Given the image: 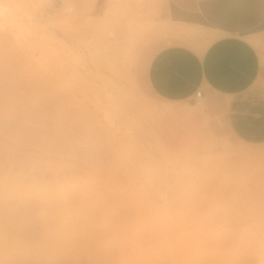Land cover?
<instances>
[{
	"label": "rangeland",
	"instance_id": "374dc122",
	"mask_svg": "<svg viewBox=\"0 0 264 264\" xmlns=\"http://www.w3.org/2000/svg\"><path fill=\"white\" fill-rule=\"evenodd\" d=\"M25 1L22 0L21 3L27 5L26 11L29 8L33 11H27L33 19L56 17L49 24V29L56 38L46 40L50 43L48 52L37 51L32 57L20 51L16 56L18 60H24V54L29 56L33 62L30 64L32 67L35 66V60H39L38 68L32 71L38 73L40 81L41 121L45 143L40 147L22 145L30 152L34 150L32 158L11 159L8 152L0 150V219L4 221L0 222V234L3 236V239L0 237V264L8 263L11 258L7 253L9 245L5 244L8 241H20L27 247H33L46 242L44 233L48 231L62 233V230L68 228L67 224H70L69 227L73 224L76 226L77 222L78 227L83 222L86 225L87 218L89 219V214H84L86 211L81 212L83 215L79 210L74 211L79 212L81 218L78 214L76 218L71 212L73 214L70 219L59 212L62 204L66 206L72 203L73 211L81 205L78 203L83 204V201L100 194L101 202L104 196L110 202V209L114 204L111 209L112 220H115L113 226H119L116 221L121 218L128 220L132 217L133 220L138 199L134 189L141 184L144 190L147 188L145 194L154 201L164 203L169 200L171 251L181 244L179 229L182 230L183 226L185 234L201 235L206 228L213 230L224 226H231L239 233L247 231L255 234L252 222L256 220L264 223V142L247 143L232 139L225 131L222 134L214 132L211 128L212 121L223 125L220 114H210L200 106L196 109L202 113L205 135L199 145L187 150H173L160 134L162 114L172 104L169 105L151 92L145 83L144 70L147 57L164 45L173 34L159 28L166 22L165 0H62L63 5L61 0H41L43 3L39 0V3L36 0ZM32 2L38 3L34 9ZM53 9L57 11L49 12ZM102 11L105 14L100 16ZM54 12L56 13L53 14ZM21 17L26 20L25 15ZM102 18L103 23L99 27L97 22ZM146 19H154V22L157 20L158 25L153 23V26L142 25L139 28ZM108 29L113 31L115 42L109 41V46L105 47L103 35L108 34ZM60 41L75 47L73 53L75 52L76 58L73 61L67 60L68 51L60 45ZM129 43L131 59L124 63ZM71 64L76 69L73 77L70 76ZM84 75L88 76V80L82 77ZM118 96L122 99L127 97L133 103L130 107L133 122L124 125L120 123L122 117L117 113L106 114V101L111 102ZM70 118L73 120L72 124L69 122ZM114 137L123 139L125 145L122 147L119 144L118 150L112 149V152L122 154L126 147L129 150L125 153V161L136 170L135 177L132 178L134 182L132 179L129 181L124 178V181L110 176L115 168V160L112 158L99 161V165L95 167V162L86 153L71 147L101 148ZM2 140L6 139L3 137ZM180 160L192 162L193 166L198 167L197 171L195 168L196 172L193 174L186 173L181 177L179 167L174 165ZM180 177L182 179L179 182ZM57 184H65L67 188L65 185L63 189L59 188L60 185L56 188ZM127 184L129 188L126 187ZM58 189L65 193L62 191L61 196ZM114 197L116 203H119H112L115 201ZM118 204H121L119 208ZM61 216L65 218L62 219ZM75 218L77 221L73 220ZM70 221L74 222L71 224ZM5 224L10 226L9 230ZM251 236L249 235V239ZM254 239H243V244L239 241L233 245L231 257L235 258L234 263L264 264V239ZM202 242L200 238L194 240L195 246ZM257 242H262V248L257 247ZM253 245L259 252L255 249L253 251ZM245 246L246 253L254 252L249 253L251 259L245 257L246 254L241 255L242 252L239 258V254L236 255ZM173 256L176 264H189L180 256ZM23 257L30 258V254L25 253ZM21 264H86V257L80 254L54 263L50 255L46 254L40 261Z\"/></svg>",
	"mask_w": 264,
	"mask_h": 264
},
{
	"label": "bare ground",
	"instance_id": "6f19581e",
	"mask_svg": "<svg viewBox=\"0 0 264 264\" xmlns=\"http://www.w3.org/2000/svg\"><path fill=\"white\" fill-rule=\"evenodd\" d=\"M21 1L22 0H0V150H2L5 153L8 152L7 154L9 155V157H11V159L22 158V157L32 158L34 157L33 156L34 150L30 152L28 151L27 148L24 149L22 145H26V147L35 146V145L40 147L45 143L43 138L42 121H41L42 95L40 90V81H39L38 73L32 71L33 69L36 70L38 68L39 60L36 59L35 66L32 67L30 66V64L33 62L30 60L29 56H25L24 54L23 59L25 61L18 60L16 57L17 53L21 51L28 55H32V57H34L37 51H39L40 53L48 52L50 43L47 42L46 40L56 38L53 32L49 29L50 21L56 19V17L55 18L50 17L49 19H33L34 17L32 18V16H30L31 14L27 13V11L29 12H33V11L30 10V8L27 9L26 11L27 5L24 6L25 5L24 2H23L24 5H22ZM36 1L38 2V0ZM51 1L52 0H49V2ZM38 3L34 4L32 2V6H33L32 9H34V6L35 5L37 6ZM62 5H63V1H62ZM42 6L44 7L43 4ZM62 7L64 10L65 4ZM37 9H39V7ZM53 11H57V10L53 9L50 10L49 12H53ZM55 13L56 12H54L53 14ZM66 14L68 15V12ZM104 14L105 11L104 12L102 11L100 16H103ZM22 15L26 16V20L22 19L21 17ZM102 23H103V18L97 22V25L101 27ZM153 23L155 25H158L157 20L156 22H154V19L152 20L146 19L144 24L139 25V28L140 26L142 28V25L143 26L147 25L148 27L153 26L154 25ZM159 28L167 32H175V31H183V30L197 31L191 29L192 26L191 28H189L187 26L175 24L169 20H166V22L163 25L161 24ZM261 37H254L253 39H251V42L258 48H264V38ZM103 38H105L104 39L105 47L109 46V41L115 42V40L113 39V31L111 29H108V34L103 35ZM60 45H62L68 51L67 60L73 61L76 58V55L74 54L75 52L73 53L74 51L73 48L75 47L74 46L72 47L70 46V44L68 45L67 43L65 42L63 43L61 41H60ZM52 48L53 50H55L54 47ZM130 52H131V43L128 44V47L125 50V55L123 58L124 63L128 62L131 59ZM71 68L72 70L70 76L73 77L74 75L73 71L76 72L75 71L76 69L73 66V64H71ZM82 77H84L85 80H88L87 75H84ZM136 91L137 93L139 92L137 89ZM106 92L107 91H105V94ZM119 94L123 95L121 92H119ZM106 102H108L106 103L107 106L104 107L106 114H110L111 112L117 113V115L122 117L120 123L124 125L127 122L129 123L133 122L134 116H132L130 113V111L132 110L130 107L131 104L133 103L127 97L125 99H122L118 96L116 98H113L111 102L109 101ZM69 122L71 124L73 123L72 118L69 119ZM3 137L6 140H2ZM122 140L114 137L113 139L109 140L107 145L101 146V148L99 147L96 149L95 148L84 149L82 146L80 147H76L73 145L70 146L74 147L76 151L86 153V156L90 160H92V162H95L94 165L95 167L99 165V161L101 160L102 161H108L112 159L115 160L114 161L115 164L113 163L115 168L110 174V176L123 179L124 181H125L124 178H127V180L131 181L130 179L135 177L136 170L131 166H129L125 161V153L129 152L128 148L127 147L123 148L125 149L123 150L124 152L120 151L123 152L124 154L123 153L115 154L114 152H112V149H117L119 144L122 147L125 145L124 142H122ZM131 151L132 150H130V152ZM174 165H177L179 167V173L181 177L184 176L186 173L193 174L194 172L197 171L198 168L195 167L196 165L193 166L192 162H187L185 160L177 161L176 163H174ZM152 173L153 172H151L150 174L152 175ZM178 175H177V180H178ZM181 177L179 182L182 179ZM132 181L134 182L133 179ZM59 185L57 184L56 188ZM64 185L62 186L61 184L59 188L63 189L66 186ZM140 186H138L137 188L135 187L134 189V191L137 192L136 195H138L137 197L138 199L136 201V204L134 202L136 206V213L134 215L133 220L132 217L130 218L132 221H128L130 219L125 220L123 218L119 220L116 219L118 220L116 222H118L119 224V226L117 227L113 226L114 225L113 221L115 220H112L113 217H111V212H112L111 209L114 207V204L110 209L111 204L108 200H106L104 195H103L104 196L103 199L105 201L103 200L101 202L100 199H102L101 198L102 195L100 194L95 195L97 196L96 198L92 196L93 199H91L90 197L87 200L86 198L85 200L87 201H83V204L78 203L81 205L78 206L79 207L78 209L75 210L73 209V211L71 208L72 203L71 204L68 203L70 199L67 200L66 198L68 202L67 201L65 202H67L70 205L65 206L64 204H62V207L60 205L59 212L60 211L62 212L61 215L65 214L71 219V216L74 213V211L77 212L79 210L80 213L86 211L84 212V214L85 213L89 214V219L87 218V222L85 223L86 225H83L84 224L83 222V224H80L81 226L78 227L77 225L78 222H77L76 226H74L73 224V226L69 227L68 225L70 224L66 223L67 224L66 227L68 228L62 230V233L57 231L54 232V231L46 230L48 231L47 233H44L45 234L44 238L46 242L33 247H27L20 241L14 243L8 241L5 244L7 246L9 245L10 250H8L7 253L11 258L9 259L10 262L7 261L8 263L6 264H21V263H31L33 261H40L44 259V255L46 254L50 255L51 261L54 263H58L67 257H73L80 254H84L86 257V264H176V261L174 259L175 256L173 255L180 256L184 261L188 262L189 264H236V262L234 263L235 258L232 259L231 257L232 252H234V250L232 251V248L234 247L233 245L235 243H238L239 241L240 243H242L243 239H247V241H249L250 239H254L255 237L261 241L262 238L264 239V223H262V221H256V220L253 221L251 224L252 228L255 229V234L252 232L251 234H249V232L247 231L246 233L240 232L241 233L240 234L238 231L236 232V230L233 229L231 226H224L213 230L206 228L201 235L196 233L185 234L184 226H183L181 227L182 230L179 229L181 231L179 233V237L181 238L180 241L181 244H179V247H177L175 250L171 251V248L169 247V224H168L169 200L165 201L164 203H158L153 199H151V197L149 198L145 194L144 191L147 190V188L144 190V188ZM126 187L129 188V184H127ZM60 191L62 196L63 190ZM63 193L65 192L63 191ZM63 195L65 196V194ZM106 196H108V194ZM180 196H182V194H180ZM108 198L109 197H107V199ZM111 198L112 201L113 200L112 195ZM96 199H99V201ZM115 199L116 197H114V200ZM65 202L63 201V203ZM112 203H116V200L113 201ZM119 205L121 204H118L117 208L120 207ZM131 206L133 205L131 204ZM78 213H74L75 216ZM81 214H78L79 217L81 216ZM58 216H60V214ZM55 217L57 218V216ZM63 217L65 218V216ZM63 217L61 216L62 219ZM83 217L84 216H82V218ZM76 218L73 220L77 221ZM2 221L0 219L1 223ZM78 221L81 220L79 219ZM73 222L70 221L71 224ZM115 224L118 225L117 223ZM7 228H8L7 230H9L10 226L7 225ZM12 229L10 231H12ZM4 230L6 231V228H4ZM10 231L7 232L10 233ZM25 233L26 232H24V234ZM248 234L250 236L253 234L254 236L252 235L251 237L254 238L250 237L249 239ZM1 236L2 235L0 234V237ZM197 238L202 239L203 242L200 245L195 246L194 240H196ZM257 244L259 245V246L257 245V247H261L260 245L262 244V242L261 243L257 242ZM254 245H253L254 247L253 251L256 248ZM238 247L242 248L243 246L242 247L238 246ZM247 248L252 249V247H247ZM244 249L243 250L240 249V251L236 252V255L239 254L237 257L239 258L240 252H242L241 255L244 256V254H246L245 257L251 259L250 258L251 255L249 253H254L255 251L246 253V246L244 247ZM255 250L259 252L257 249ZM262 252L261 254H263ZM25 253H29L30 258H24L23 255ZM237 257L236 259H238ZM253 264H255V262Z\"/></svg>",
	"mask_w": 264,
	"mask_h": 264
},
{
	"label": "crops",
	"instance_id": "0c3cea01",
	"mask_svg": "<svg viewBox=\"0 0 264 264\" xmlns=\"http://www.w3.org/2000/svg\"><path fill=\"white\" fill-rule=\"evenodd\" d=\"M164 10L166 20L197 30L170 32L146 59V85L172 104L159 124L165 143L178 151L200 144L199 106L220 114L214 132L264 142V48L251 42L264 38V0H165Z\"/></svg>",
	"mask_w": 264,
	"mask_h": 264
},
{
	"label": "built area",
	"instance_id": "2783aa9c",
	"mask_svg": "<svg viewBox=\"0 0 264 264\" xmlns=\"http://www.w3.org/2000/svg\"><path fill=\"white\" fill-rule=\"evenodd\" d=\"M200 93H201L200 90H197V91L195 92V96H196V97H199V96H200Z\"/></svg>",
	"mask_w": 264,
	"mask_h": 264
}]
</instances>
